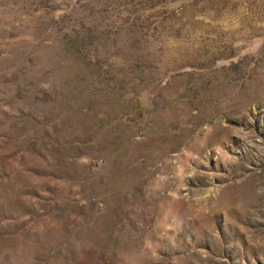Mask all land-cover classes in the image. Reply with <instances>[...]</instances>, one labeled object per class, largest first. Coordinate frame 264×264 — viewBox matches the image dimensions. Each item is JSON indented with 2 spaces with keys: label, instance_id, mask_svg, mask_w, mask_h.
<instances>
[{
  "label": "rangeland",
  "instance_id": "rangeland-1",
  "mask_svg": "<svg viewBox=\"0 0 264 264\" xmlns=\"http://www.w3.org/2000/svg\"><path fill=\"white\" fill-rule=\"evenodd\" d=\"M0 264H264V0H0Z\"/></svg>",
  "mask_w": 264,
  "mask_h": 264
}]
</instances>
